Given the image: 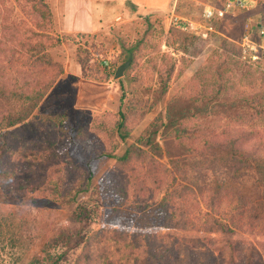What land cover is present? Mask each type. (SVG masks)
<instances>
[{
  "label": "trees",
  "instance_id": "obj_1",
  "mask_svg": "<svg viewBox=\"0 0 264 264\" xmlns=\"http://www.w3.org/2000/svg\"><path fill=\"white\" fill-rule=\"evenodd\" d=\"M50 4L0 0L2 239L21 242L26 225L8 206L10 200L20 192H40L72 211L50 235L38 234L44 239L28 264H62L77 250L85 264H264V236L257 232L261 227L264 232V73L255 75L257 61L245 57L236 37L223 34L205 61L212 64L209 81L202 83L204 73L196 72L189 92L171 97L163 113L127 144L134 118L141 120L163 102L175 60L149 51L146 56L144 41L120 43L118 59L97 80L110 81L129 57L128 71L140 58L146 57V64L117 80L126 103L115 115L104 114L84 127L63 114L35 115L63 74L62 61L52 55L63 40ZM26 123L33 124L43 145L35 148L18 129ZM93 137L99 143L94 147L87 145ZM108 161L122 176L96 183L98 165ZM219 162L230 164L228 178H197L198 169ZM30 169L41 173L35 186L25 180ZM84 194L97 202H79ZM100 207L104 218L97 229Z\"/></svg>",
  "mask_w": 264,
  "mask_h": 264
},
{
  "label": "rangeland",
  "instance_id": "obj_2",
  "mask_svg": "<svg viewBox=\"0 0 264 264\" xmlns=\"http://www.w3.org/2000/svg\"><path fill=\"white\" fill-rule=\"evenodd\" d=\"M251 1V9L244 11L235 7L225 8L226 0H176L172 12L146 14L140 11L133 16L126 17L125 19H128L126 22L119 21L106 30L94 34L62 33L59 31L53 16L56 32L62 37L63 43L53 50L52 55L55 61H62L63 74L44 97L35 115L45 111L63 114L76 127L89 126L94 118L104 114L115 115L126 103L125 100L122 103L120 101L122 92L118 86V79L113 80L112 77L108 82H100L97 79L113 67L120 53V43L144 41L145 45L148 46L144 49L146 56L148 51L151 52L149 56L152 57L157 53L165 54L175 60V70L163 102L156 105L141 120L134 118L132 121L134 127L126 142L127 144L132 143L148 122L158 113H163L165 103L171 97L181 92H189L186 87L196 72L202 71L204 73L202 74V83L209 81L212 64L205 65V61L211 53L220 47L223 34L236 37L237 44L245 57L257 61L256 63L251 62L255 63L252 64L255 75L264 73V45H262L258 35L259 25L264 26V0ZM207 7L213 10H224V14L219 19L204 20L202 14ZM51 9L53 15L52 5ZM171 14L177 18L178 22H193L198 28L195 31L178 30L170 22ZM245 35L247 40L243 41ZM145 58H140L132 70L128 71V67L125 73L132 75L135 68L146 64ZM102 61H106L107 65L104 66ZM121 64L123 63L118 65ZM143 85L146 84L143 83ZM191 86L194 89L198 88L195 81H192ZM123 87V91H126L125 84ZM32 125V123H26L18 129L29 139L35 141V148H37L43 144H40L41 135L34 130ZM98 144V138L95 137L87 142V145L92 147ZM123 147L122 145L117 153H120ZM160 162L164 163L165 159ZM231 163L237 167L243 166L238 162ZM229 166L230 164L224 165L220 162L219 164L204 166L196 171L197 178L202 182L210 181L213 176L219 180H224L229 177ZM25 173L27 184L35 186L39 183L38 176L41 175L39 171L30 169ZM76 173V170L70 172L69 178H74ZM109 176L118 179L122 176V170L116 167L112 161L99 164L96 183L101 179L109 178ZM15 197L10 200L8 206L14 210L15 214H18V218L26 221V225L22 229L24 232L20 239L21 242L12 244L13 240L11 243L8 239L4 241L3 236H1L0 204V264H28L31 255L44 239L38 234L50 235L56 227L67 222L72 211V208L59 202V199L55 198L57 200L54 201L50 196H45L40 192L27 195L20 192ZM155 198H159V194ZM78 201L91 204L97 202L95 196L90 194L80 195ZM15 207L24 212L17 213ZM2 209H7V207H2ZM98 213L97 229L101 226L104 218L101 207ZM17 220L20 221V219ZM262 228L257 229V232L264 236V232L261 231ZM43 230L45 232H41ZM243 237L246 238L247 236L243 235ZM239 245H243L242 250L248 251L249 248L241 241ZM23 249L26 251V254L25 251L23 252L25 255L22 254ZM65 261L62 264H85L82 262L80 250L69 254Z\"/></svg>",
  "mask_w": 264,
  "mask_h": 264
},
{
  "label": "crops",
  "instance_id": "obj_3",
  "mask_svg": "<svg viewBox=\"0 0 264 264\" xmlns=\"http://www.w3.org/2000/svg\"><path fill=\"white\" fill-rule=\"evenodd\" d=\"M50 3L60 32L94 34L119 21L126 22V17L140 11L146 14L172 12L176 0H50Z\"/></svg>",
  "mask_w": 264,
  "mask_h": 264
},
{
  "label": "built area",
  "instance_id": "obj_4",
  "mask_svg": "<svg viewBox=\"0 0 264 264\" xmlns=\"http://www.w3.org/2000/svg\"><path fill=\"white\" fill-rule=\"evenodd\" d=\"M251 6V2L249 0H226L225 2V8H230V7H235V8H239L242 10H246ZM224 14V10H213L210 9L209 7H207L206 9H204L203 11V19L204 20H210L211 18H213V16L217 15V16H222ZM170 22L178 29L181 31H195L198 27H196V25L193 22H178L177 18L173 16V14H171L170 16ZM258 35L261 39V43L262 45H264V26L263 25H259L258 27ZM247 40V36L245 35L243 37V41ZM103 65L106 66L107 62L106 61H102Z\"/></svg>",
  "mask_w": 264,
  "mask_h": 264
},
{
  "label": "water",
  "instance_id": "obj_5",
  "mask_svg": "<svg viewBox=\"0 0 264 264\" xmlns=\"http://www.w3.org/2000/svg\"><path fill=\"white\" fill-rule=\"evenodd\" d=\"M130 62H131V57H129L123 64L119 65L115 69L114 75H113V80L120 79L123 76L124 72L129 67Z\"/></svg>",
  "mask_w": 264,
  "mask_h": 264
}]
</instances>
